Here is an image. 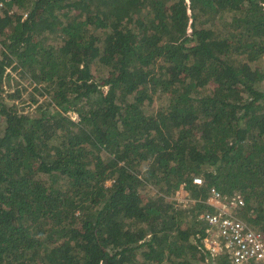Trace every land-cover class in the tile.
Returning <instances> with one entry per match:
<instances>
[{
    "label": "trees",
    "instance_id": "trees-1",
    "mask_svg": "<svg viewBox=\"0 0 264 264\" xmlns=\"http://www.w3.org/2000/svg\"><path fill=\"white\" fill-rule=\"evenodd\" d=\"M212 186L264 229V0H6L0 264H205Z\"/></svg>",
    "mask_w": 264,
    "mask_h": 264
},
{
    "label": "built area",
    "instance_id": "built-area-1",
    "mask_svg": "<svg viewBox=\"0 0 264 264\" xmlns=\"http://www.w3.org/2000/svg\"><path fill=\"white\" fill-rule=\"evenodd\" d=\"M6 0H0V9ZM204 176L194 175L197 184L204 182ZM195 202V199H192ZM211 210L200 213L204 222L199 250L205 254V262L218 264L216 259H227V264H264V229L255 226L243 216L246 201L237 190L224 195L216 186H212L205 200Z\"/></svg>",
    "mask_w": 264,
    "mask_h": 264
},
{
    "label": "rangeland",
    "instance_id": "rangeland-1",
    "mask_svg": "<svg viewBox=\"0 0 264 264\" xmlns=\"http://www.w3.org/2000/svg\"><path fill=\"white\" fill-rule=\"evenodd\" d=\"M102 72H104L102 70ZM15 77L19 76L18 74H16L14 72ZM13 75V76H14ZM106 87V86H105ZM106 89V88H105ZM202 175V174H199ZM191 195H189V192L186 191V189L181 186L176 192H175V198L178 200V202L180 203H188L189 202H193L192 198L190 197ZM194 199V198H193ZM256 226V225H255ZM203 264V263H202ZM207 264V263H205Z\"/></svg>",
    "mask_w": 264,
    "mask_h": 264
}]
</instances>
